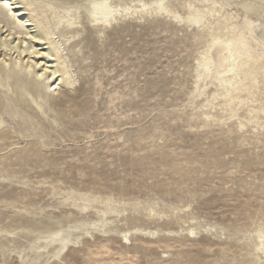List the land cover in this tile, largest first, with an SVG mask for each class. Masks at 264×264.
<instances>
[{"label":"rangeland","instance_id":"obj_1","mask_svg":"<svg viewBox=\"0 0 264 264\" xmlns=\"http://www.w3.org/2000/svg\"><path fill=\"white\" fill-rule=\"evenodd\" d=\"M133 26L105 34L100 57L83 50L78 87L84 94L76 97L87 102L86 114L78 115L72 103L45 106L43 133L28 126L11 134L14 155L8 151L4 159L0 152V225L18 223L17 209L8 207L14 201L31 203L63 226L77 213L72 204H85L79 217L88 233L61 253L60 264H214L222 247L221 264H237L230 256L238 250L229 252L225 242L234 225L245 227L264 205V135L246 133L247 142L239 143L227 131L230 121L204 127L191 78L180 77L194 63L186 59L190 48L173 45L151 24ZM100 73V83L91 85ZM35 133L44 143L33 145ZM179 210L222 226V236L197 230L187 240L172 233ZM3 242L0 264H22Z\"/></svg>","mask_w":264,"mask_h":264},{"label":"bare ground","instance_id":"obj_2","mask_svg":"<svg viewBox=\"0 0 264 264\" xmlns=\"http://www.w3.org/2000/svg\"><path fill=\"white\" fill-rule=\"evenodd\" d=\"M147 24H151L149 29L167 32L173 45L183 43L190 48L186 59L193 58L194 63L180 77L191 78V90L198 95V118L204 127L228 125L230 121L227 131L238 134L239 143L247 142L246 133L253 139H258L259 132L264 135V0H0V31L4 30L0 34V152H5L1 157L8 159V151L14 155L18 143L11 134L29 130L28 126L44 132L42 123L48 120L45 106L72 103L78 115L86 114L87 102L76 97L84 94L83 87H78L80 64L87 60L83 50L100 57L104 35L110 30L126 33L133 25L142 29ZM85 68L89 70V64ZM101 74L91 85L100 83ZM51 119L56 120L54 115ZM34 139L33 145L45 141L38 133ZM24 155L31 159L27 150ZM4 179L10 183V178ZM72 205L77 213L71 224L63 226L52 222L51 215L31 208V203L10 202L8 207L19 213L18 223L0 225L3 249L14 252L22 264H29L32 258L38 264L50 260L60 264L61 253L88 233L79 217L87 206ZM262 206L255 220L248 218L245 227L234 225L236 230L228 235L231 241L225 243L230 246L229 252L235 246L238 253L244 251L248 256L243 260L233 253L231 262L264 264ZM185 211L176 213L182 216L176 218L178 228L172 233L187 240L197 230L222 236V226ZM92 225L95 228L94 222ZM197 242H193L195 246ZM226 258L222 247L214 264Z\"/></svg>","mask_w":264,"mask_h":264}]
</instances>
